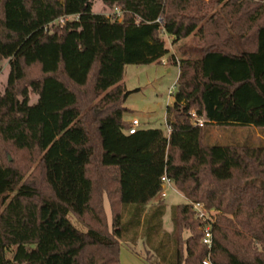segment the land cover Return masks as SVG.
Returning <instances> with one entry per match:
<instances>
[{
  "label": "trees",
  "instance_id": "1",
  "mask_svg": "<svg viewBox=\"0 0 264 264\" xmlns=\"http://www.w3.org/2000/svg\"><path fill=\"white\" fill-rule=\"evenodd\" d=\"M95 1L0 0V264H122L121 242L135 250L143 235L159 253L148 264H264V144L209 145L203 130H264V0H97L121 20ZM166 36L193 42L178 58ZM163 59L179 67L170 132L128 134L125 66ZM164 175L188 199L170 233L151 203Z\"/></svg>",
  "mask_w": 264,
  "mask_h": 264
},
{
  "label": "rangeland",
  "instance_id": "2",
  "mask_svg": "<svg viewBox=\"0 0 264 264\" xmlns=\"http://www.w3.org/2000/svg\"><path fill=\"white\" fill-rule=\"evenodd\" d=\"M94 12L110 14L111 11L104 7L101 1H95ZM166 46L170 49V53L175 52L176 56L181 57L180 48L193 42L192 36L182 39L178 43H172L169 37H165ZM9 73L8 61H4L0 71V90L4 89L7 76ZM179 67L175 64H167L163 62H154L150 64H127L124 71V85L129 91H132L124 103L126 111L124 119L131 122L134 118L138 119L142 128H159L167 134L166 110L168 105L174 102L175 93L178 90ZM171 91L173 93H171ZM37 97L33 96L32 101ZM204 141L209 145H263L264 130L256 129L251 126H223L208 124L204 128ZM9 160L14 158L9 155ZM15 163L23 167L22 173L24 179H40L37 163H28V158L21 155L15 156ZM166 196L158 195L151 203H157L162 200L166 205V214L163 218V231L170 233L173 229L171 220V208L174 205L186 204L188 199L186 196L173 184L172 187H166ZM106 211L110 216L109 202L105 201ZM72 221L82 230L86 227L80 223L73 215L70 216ZM124 249L127 255L129 264H143L139 258L150 256L152 261L157 262L159 253L155 247L148 244L146 236L139 238L135 250ZM151 252V253H150ZM124 254V255H125Z\"/></svg>",
  "mask_w": 264,
  "mask_h": 264
},
{
  "label": "built area",
  "instance_id": "3",
  "mask_svg": "<svg viewBox=\"0 0 264 264\" xmlns=\"http://www.w3.org/2000/svg\"><path fill=\"white\" fill-rule=\"evenodd\" d=\"M108 16H117L119 20L122 19V11L119 8H115L110 14H107ZM61 21H63V19H60ZM163 63H166V59L162 60ZM171 93H173L171 91ZM191 116H192V121L193 123H195L196 125H200L202 126L204 124V121L202 118H200L197 113L195 111H191ZM142 128L141 123L138 119L134 118L131 122H130V127L128 129V134H134L136 133L138 130H140ZM167 132H170V129L168 128ZM162 183H163V189L160 192V197H165L166 196V190L165 188L168 187H172L173 183L171 181V179L167 176L164 175L162 177ZM192 204V209L195 213L196 218L200 219L201 221H207L209 219V212L208 210L205 208L204 204L202 202H191ZM203 243L205 245H207L208 248H211L212 246V231H211V226L209 224H206L203 228ZM203 264H213L209 258H206L203 262Z\"/></svg>",
  "mask_w": 264,
  "mask_h": 264
},
{
  "label": "crops",
  "instance_id": "4",
  "mask_svg": "<svg viewBox=\"0 0 264 264\" xmlns=\"http://www.w3.org/2000/svg\"><path fill=\"white\" fill-rule=\"evenodd\" d=\"M170 54H176V53L173 52V53H170ZM124 249L127 250V251L129 250L130 252H133V251H132V249L129 247V245L127 243L121 242V252H120L121 262H122V264H129L127 262V260H126L127 259V255L124 253ZM139 260L143 261V264H148V263H146V261L143 258L142 259L139 258ZM137 264H140V263H137Z\"/></svg>",
  "mask_w": 264,
  "mask_h": 264
}]
</instances>
